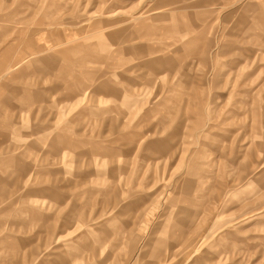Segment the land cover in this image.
<instances>
[{"label":"rangeland","instance_id":"1","mask_svg":"<svg viewBox=\"0 0 264 264\" xmlns=\"http://www.w3.org/2000/svg\"><path fill=\"white\" fill-rule=\"evenodd\" d=\"M0 264H264V0H0Z\"/></svg>","mask_w":264,"mask_h":264}]
</instances>
